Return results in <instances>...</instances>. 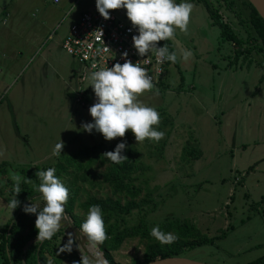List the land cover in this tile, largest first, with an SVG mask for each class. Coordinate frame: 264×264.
<instances>
[{
  "label": "rangeland",
  "instance_id": "1",
  "mask_svg": "<svg viewBox=\"0 0 264 264\" xmlns=\"http://www.w3.org/2000/svg\"><path fill=\"white\" fill-rule=\"evenodd\" d=\"M52 1L0 0V33L12 29L9 41L0 35L4 45L0 46V68L13 60V52L23 55L17 65L3 68L6 79L0 83V169H5V174L0 170V185L4 178L13 183L14 176L21 180V169L51 167L63 156L88 146H113L133 137L126 130L123 137L106 141L98 132L81 129L91 121L88 108L95 97L87 79L88 106L81 108L74 102L80 68L61 43L93 0ZM209 1L242 36L235 14L225 3ZM190 2L193 8L186 31L176 28L169 39L177 65L171 63L166 68L167 88L158 87L137 97L156 109L159 122H171L163 128L169 134L161 155L146 138L131 140L136 159L144 166L139 181L152 191L155 204L144 217L149 228L165 218L187 220L214 239L212 246L195 248L183 258L202 264H246L264 255V79L260 81L258 66L263 62L258 56H240L234 61L232 42L222 41L202 3ZM6 12L12 22L2 25ZM28 31L38 35L36 43H26ZM182 50H191L192 55L182 59ZM58 140L63 142L61 154L52 156ZM186 145L201 152L190 164L182 162ZM103 171L104 166L92 169L89 182L99 186L84 185L78 202L88 195H109L100 183ZM8 202L0 200L2 223L13 213ZM77 204L75 210L81 216ZM140 216L133 211L125 217V225L136 224ZM223 233H227L224 238ZM67 238L63 233L57 245L62 246ZM84 245L90 256L72 246L70 252H58L57 264H78V257L83 262L87 258L88 264H100L99 250L89 242ZM143 249L138 239L126 240L110 255L117 264H130L141 259Z\"/></svg>",
  "mask_w": 264,
  "mask_h": 264
},
{
  "label": "trees",
  "instance_id": "2",
  "mask_svg": "<svg viewBox=\"0 0 264 264\" xmlns=\"http://www.w3.org/2000/svg\"><path fill=\"white\" fill-rule=\"evenodd\" d=\"M174 1L178 3L180 0ZM196 1L204 5L210 19L220 30L222 41L232 42L233 47H235L233 50L234 61L240 56H243L242 58L258 56L259 59H262L263 64L258 63L259 68L262 70L260 78V81H262L264 79V23L255 8L248 0H217L223 1L226 7L235 14L243 38L231 28L230 24L222 19L218 8H215L209 0ZM233 6L237 7V12L234 11ZM156 43L159 46L165 45L169 52H174L169 39ZM165 64L168 66L171 62L165 60ZM175 64L177 65V63ZM159 87L166 89L167 83L161 81ZM84 100L88 102L86 95ZM167 121L168 119H164L157 126H154L157 130L164 132V139L150 141L146 138L147 143L155 144L159 155L162 154L166 145V137L169 134L163 128L164 126H171V122ZM131 140L135 141L134 137L123 139L126 144L124 155L127 159L118 165L108 161L103 156L104 152L111 151L115 145L99 144L88 146L70 156H63L51 166L56 170L54 175L68 189V199L64 205V212L72 225L79 230L89 205L100 206L106 239L99 245V251L103 255V261L107 264H117L112 260L110 252L117 251L126 240L138 239L144 245L141 259H134L130 264H146L157 259L183 257L184 253L195 248L205 245L212 246L214 239L202 234L187 220L165 218L157 224L161 231L175 234L176 239L171 244H160L149 235L151 228L148 227L144 216L148 213L147 211L154 210L155 204L151 197L152 191L142 187L141 184H145L144 181H139L138 175L142 172L144 166L136 159L131 144L133 141ZM200 155L201 152L197 148L186 145L183 149L182 162L190 164L198 159ZM102 166H104V171L101 174L100 183L104 189H107L109 195L103 197L88 195L84 201L78 202L79 194L83 191L84 185L91 188L99 186L89 182L88 176L92 169ZM47 168L49 167L41 166L27 171L19 170L21 191L15 196L19 203L16 208L12 209L13 213L8 217V220L3 223L0 222V264H57L55 256L61 246L57 245V241L60 237H63L64 228L60 227L51 239L36 240L35 214H27L22 211V208L27 204L37 203L38 206L43 205L42 196L36 190L41 181L35 173ZM0 170L1 174H5L4 168ZM3 182L0 185V200L6 198L10 201L13 196L15 182L13 183L7 178H4ZM261 202L263 203V199ZM76 204L82 212L81 216L75 210ZM133 211L139 212L141 216L136 224L127 226L125 225V217L131 215ZM226 234L223 233L221 237L224 238ZM72 246L78 248L74 241ZM83 254L85 255V253ZM76 261L78 264L79 261L80 264H84L80 257ZM246 264H264V255Z\"/></svg>",
  "mask_w": 264,
  "mask_h": 264
},
{
  "label": "clouds",
  "instance_id": "3",
  "mask_svg": "<svg viewBox=\"0 0 264 264\" xmlns=\"http://www.w3.org/2000/svg\"><path fill=\"white\" fill-rule=\"evenodd\" d=\"M94 6L104 19L109 18L107 10H125L126 18L137 33L131 37L137 56L146 57L154 53L157 63L165 60L176 63V52H169L165 45L157 46L156 42L173 38L176 28L186 31L193 8L190 0H181L180 3H175L174 0H94ZM191 55V50H182L181 58L187 59ZM121 56L126 57L127 53H121ZM87 79L95 101L88 108L91 121L81 125L85 133L98 132L106 141L123 137L126 130L133 134L135 142H142L145 138L150 141L163 138L164 132L154 127L160 121L158 112L137 99L139 94L153 88L152 77L143 67L124 59L122 64L114 63L111 67L90 72ZM62 148L63 142L58 140L52 149V156H59ZM125 148L126 144L121 140L111 151L104 152L103 156L118 165L127 159L124 155ZM55 171V168L49 167L35 173L41 181L36 190L42 196L43 205L31 203L22 208L24 213L35 214L36 240L40 241L51 239L62 227V222L66 221L64 205L68 199V189L54 175ZM14 180L13 196L8 202L10 210L17 207L19 202L15 196L21 191L20 177L14 176ZM79 233L86 237V242L92 247H99L106 239L99 205H89ZM149 235L160 244H171L176 239L175 234L161 231L158 225L151 228ZM72 243V236L68 234L67 242L58 252H70ZM84 264H88L87 258Z\"/></svg>",
  "mask_w": 264,
  "mask_h": 264
},
{
  "label": "built area",
  "instance_id": "4",
  "mask_svg": "<svg viewBox=\"0 0 264 264\" xmlns=\"http://www.w3.org/2000/svg\"><path fill=\"white\" fill-rule=\"evenodd\" d=\"M107 11L109 18H102L96 11L93 0L91 7L81 13L69 27L61 43L63 51L80 68L77 72L78 88L74 93V102L81 108L88 106L84 100V85L89 73L111 67L114 63L122 64L124 59L139 64L152 77L153 88L144 92L157 89L161 81L166 83L165 61L157 63L154 53L146 57L137 56L131 41V37L137 33L126 18L125 10L121 8ZM124 52L127 53L126 57L121 56Z\"/></svg>",
  "mask_w": 264,
  "mask_h": 264
},
{
  "label": "water",
  "instance_id": "5",
  "mask_svg": "<svg viewBox=\"0 0 264 264\" xmlns=\"http://www.w3.org/2000/svg\"><path fill=\"white\" fill-rule=\"evenodd\" d=\"M248 2L255 8V10L260 15L264 23V0H248ZM62 223H63L62 228H64L65 235L68 237V234H71L73 241L77 244L78 247L82 249L83 253H85V255L90 256L87 250H85L84 248L85 246L84 242L86 241V237H84L82 234L79 233V230L72 225L71 221L67 217H66V221ZM96 248L99 250V247ZM101 260H103V255H101ZM101 260H99L100 263L105 264V262ZM146 264H202V263L193 262L183 257H169L164 259H157Z\"/></svg>",
  "mask_w": 264,
  "mask_h": 264
},
{
  "label": "crops",
  "instance_id": "6",
  "mask_svg": "<svg viewBox=\"0 0 264 264\" xmlns=\"http://www.w3.org/2000/svg\"><path fill=\"white\" fill-rule=\"evenodd\" d=\"M57 2H55V0H53L52 1V3H54V4H59L60 3V0H56ZM93 2V1H92ZM92 4V3H91ZM21 13H24V11L20 8V10H19ZM11 17H10V12H6L5 14H4V16L3 17H1V22H2V25H6V24H9V23H11L12 21H11V19H10ZM79 18V17H78ZM21 19H23V17H21ZM77 21V20H76ZM11 28V27H10ZM10 28H7V30H5V33L4 34H1L0 33V35L3 37V38H6V40H10V37L9 36H11L12 35V33H11V30L12 29H10ZM22 35V34H21ZM25 37V41H26V43H28V42H30V43H32V44H34V43H36V41H37V38H38V35L35 33V32H32V31H28L27 32V34L24 36ZM21 38H23V37H21ZM0 46H4L3 45V43L2 42H0ZM14 54H13V60L11 61V62H6L5 64H3L4 66H3V68L4 69H9V67L10 68H12V66H14V65H17V63H18V61L19 60H22L23 59V55H22V53H20V52H13ZM20 56V57H19ZM3 68H0V83L1 82H3L4 81V79H6L5 77H6V72H4L3 70ZM11 76L12 75H8V78H11ZM0 92H1V90H0Z\"/></svg>",
  "mask_w": 264,
  "mask_h": 264
},
{
  "label": "flooded vegetation",
  "instance_id": "7",
  "mask_svg": "<svg viewBox=\"0 0 264 264\" xmlns=\"http://www.w3.org/2000/svg\"><path fill=\"white\" fill-rule=\"evenodd\" d=\"M99 263V262H98Z\"/></svg>",
  "mask_w": 264,
  "mask_h": 264
}]
</instances>
